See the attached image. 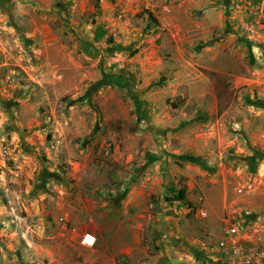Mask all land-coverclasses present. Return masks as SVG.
Instances as JSON below:
<instances>
[{"label": "rangeland", "instance_id": "obj_1", "mask_svg": "<svg viewBox=\"0 0 264 264\" xmlns=\"http://www.w3.org/2000/svg\"><path fill=\"white\" fill-rule=\"evenodd\" d=\"M170 1L155 0L154 11L150 5L132 15L117 12L130 28L118 33L100 20L101 0H0V264H147L160 254L154 218L147 212L155 215L149 205L157 200H146L138 213L133 191L144 172H153L156 159L150 150L165 141L175 147L186 143L208 119L197 114L183 122L181 134H157L146 117L149 102L161 96V105L179 114L182 96L176 90L191 78L197 84L191 93L210 87L225 108L234 99L243 108L244 87L230 86V73L243 76L251 66L264 67L253 54L254 46L264 47L259 37L264 35V0H176L187 1L182 15L191 31L204 21L198 2L222 6L218 17H208L219 23L215 38L207 42L196 35L184 45L202 50L230 34L237 54L231 63L223 59L221 70L196 65L146 84L136 57L149 40L167 57L176 52L166 48L175 45L174 39L157 38L161 4ZM198 106L186 105L185 111L192 115ZM241 172L245 176L233 186L238 211L231 225L245 233L248 226L237 222L241 216L264 217V163H251ZM184 186L166 191L164 199L184 189L187 203H169L197 211L204 200H190L188 183ZM61 217L68 221L66 228ZM109 221L118 241L132 239V225L144 222L139 247L114 254L115 261L107 252L112 245L80 243L86 228Z\"/></svg>", "mask_w": 264, "mask_h": 264}, {"label": "crops", "instance_id": "obj_2", "mask_svg": "<svg viewBox=\"0 0 264 264\" xmlns=\"http://www.w3.org/2000/svg\"><path fill=\"white\" fill-rule=\"evenodd\" d=\"M154 1L115 0L113 3L112 0H101L100 20L106 24V28L114 32H130V28L128 29L121 20L119 13L132 15L130 13H135L144 6L149 9L150 5L154 11L157 5ZM186 2L171 0L167 5L161 4L162 31L157 38L174 39L175 45L170 44L171 47L166 48L172 53L175 48L176 52L172 57H167L164 48L149 40L151 44L148 47L144 46L136 57L143 70V80L146 84L167 75L168 71L175 73L180 70L188 71L196 69V65L221 70L223 59L228 63L234 61L233 57L238 50L234 43V35L229 34L226 41L210 42L202 50H194L193 47L184 45V40H190L196 35L207 42L208 39L215 38L214 28H217L219 23L209 21L208 17H218L222 8L212 2L206 4L198 2L197 8L199 12H204V21L199 25L201 29L191 31L184 26L182 15ZM232 7L233 5H229V8ZM117 12L118 16L115 15ZM193 13L195 12L192 11L191 15ZM193 18L196 20V17ZM260 36L264 38V35ZM254 47L253 54L258 57L256 62L264 63V58L260 56L264 47L262 45ZM227 68L230 70L231 66L228 65ZM230 76H232L230 86L244 87L245 93L239 97V100L244 97L246 106L243 108L234 104L235 99L225 108L219 93L213 88L210 90V87L202 93H191L190 89L197 86L196 80L191 78L186 84L181 81L180 88L176 90L182 96L179 114L170 112L168 105L162 106L161 96L149 102V115L146 117L150 116L153 120L151 124L154 125L153 129L157 134H181L185 129H180L183 122L199 117L197 114L208 120L192 137H188L186 143L175 147L163 140L166 143L164 142L162 147L150 150V154L156 159L150 168L153 172H144L145 177L139 179L142 185L134 189L131 197L133 206L138 208V213L142 211L141 206L146 207L144 205L146 200H157L149 205L151 209L155 208L154 216L146 209L149 218H154L152 227L158 232L156 240L160 254L150 257L145 261L147 264H234L229 247L220 246L224 239L229 242L234 238L240 242L244 238L245 243L264 248V217L255 219L241 216L237 220L238 224L241 227L247 225L248 228L245 233L240 230L236 237L228 236L225 231L232 226L233 220L237 219L238 208L233 186L239 176L242 174L245 176V172H241L242 169L245 170L246 165L251 163L256 165L264 163V67L251 66L248 74L238 76L232 72ZM195 102H198L199 106L192 110V115H189L185 111V106ZM254 157L258 159L257 162H254ZM177 161L180 162L179 165L176 164ZM185 182L188 183L187 197L190 200L194 202L198 199L204 200L197 211L194 207L171 204L164 199L166 191L185 188ZM142 223L132 225L135 231L132 239L128 240L124 238L118 241L116 237H112L114 225H111L110 221L106 226L95 222L92 227L86 228V232H92L97 236L100 247L112 245V250L108 248L107 252L114 256L112 259L115 261L114 254L132 252L139 247ZM246 235L249 237L246 238Z\"/></svg>", "mask_w": 264, "mask_h": 264}, {"label": "built area", "instance_id": "obj_3", "mask_svg": "<svg viewBox=\"0 0 264 264\" xmlns=\"http://www.w3.org/2000/svg\"><path fill=\"white\" fill-rule=\"evenodd\" d=\"M241 191V190H240ZM205 213V211H202ZM62 228H66L67 219L60 218ZM240 226L232 225L225 231L228 236L236 237L240 233ZM97 242V236L92 232H85L80 236V243L84 246L92 247ZM221 247H229L233 257L234 264H264V248L255 244L239 242L233 238L229 241L224 239L220 242Z\"/></svg>", "mask_w": 264, "mask_h": 264}, {"label": "trees", "instance_id": "obj_4", "mask_svg": "<svg viewBox=\"0 0 264 264\" xmlns=\"http://www.w3.org/2000/svg\"><path fill=\"white\" fill-rule=\"evenodd\" d=\"M166 201L167 202L178 201V202L187 203L186 191L184 189H180L177 192H174L173 195L166 196Z\"/></svg>", "mask_w": 264, "mask_h": 264}]
</instances>
